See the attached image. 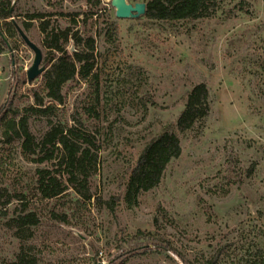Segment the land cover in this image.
<instances>
[{
    "label": "rangeland",
    "instance_id": "obj_1",
    "mask_svg": "<svg viewBox=\"0 0 264 264\" xmlns=\"http://www.w3.org/2000/svg\"><path fill=\"white\" fill-rule=\"evenodd\" d=\"M12 5L23 30L29 13H78L81 20L94 12L76 29L94 38L97 79L67 82L62 103L48 115L28 113L27 123L36 141L51 124H76L98 149L90 151L87 189L66 181L67 193L40 199L36 169L52 170L61 146L56 160L29 162L20 140L6 142L0 125V264H17L20 254L36 264H255L264 255V0H222L211 16L171 21L117 18L110 0L95 7L87 0ZM69 20L56 22L73 26ZM37 26L33 20L24 32L47 69ZM16 38L14 50L0 54V116L6 107L23 114L35 105L34 93L44 94L46 70L27 81L34 53ZM198 83L207 87L209 112L180 133L176 119ZM165 131L179 137L181 154L129 206V170ZM18 193L35 224L16 226ZM111 198L113 210L105 203Z\"/></svg>",
    "mask_w": 264,
    "mask_h": 264
},
{
    "label": "trees",
    "instance_id": "obj_2",
    "mask_svg": "<svg viewBox=\"0 0 264 264\" xmlns=\"http://www.w3.org/2000/svg\"><path fill=\"white\" fill-rule=\"evenodd\" d=\"M0 1V54L14 50L12 38L18 36L14 21L13 0ZM222 0H146L144 16L153 20H184L198 19L213 15ZM94 7L101 0H87ZM93 11L84 14L87 19ZM80 14H62L48 12H33L26 14L23 23L24 30H28L33 20L38 21V30L42 35L43 47L48 55L45 63L46 69L43 82V95L34 93L35 105L23 110V114L6 107L0 116L2 136L6 142L20 140L23 157L33 163L42 164L57 159L59 144L63 152L62 157L54 164V168H37L35 187L40 199H51L67 193V182L88 188V167L94 164L95 156L91 148L98 149L93 138L76 124H51L39 141L35 140L27 123L30 112L48 115L62 103V89L64 85L73 80H96V60L94 56L95 41L91 34L85 31L79 34L77 24L81 21ZM68 17L73 26L60 27L56 22L57 17ZM13 17L14 20H9ZM56 17V18H52ZM17 39V38H16ZM72 43L74 51H70ZM51 104L45 106L44 99ZM91 111L94 108L90 107ZM210 109V100L207 87L204 83L194 85L187 93L184 108L176 119V127L180 133L190 130L193 125L204 119ZM11 113L7 118L6 113ZM181 154L179 137L174 132L165 131L149 141L137 156L135 163L129 170L126 182L124 201L132 206L137 202L139 195L156 187L164 174L169 162ZM95 155V154H94ZM59 166L60 168H56ZM57 169V170H56ZM60 172L66 175L63 180ZM80 178L82 182H80ZM67 181V182H66ZM83 195V194H82ZM21 203L20 213L13 217L16 226L24 227L37 222V215L28 211L29 201L24 194L14 196ZM90 194H84L83 199H90ZM108 209L113 210L116 203L112 198L105 201ZM97 260L96 262H99ZM17 264H36L33 260L23 255H18ZM255 264H264V255H260Z\"/></svg>",
    "mask_w": 264,
    "mask_h": 264
},
{
    "label": "water",
    "instance_id": "obj_3",
    "mask_svg": "<svg viewBox=\"0 0 264 264\" xmlns=\"http://www.w3.org/2000/svg\"><path fill=\"white\" fill-rule=\"evenodd\" d=\"M110 4L114 7L115 16L117 18H136L140 15H144L145 12L144 2L129 3L127 0H110ZM14 24L19 37L34 53L32 63L26 70V78L27 81L30 82L43 73L46 70V66L41 64L42 52L40 48L28 38L24 30L15 21ZM70 51H74L73 46L70 47ZM98 264L104 263L99 262Z\"/></svg>",
    "mask_w": 264,
    "mask_h": 264
},
{
    "label": "built area",
    "instance_id": "obj_4",
    "mask_svg": "<svg viewBox=\"0 0 264 264\" xmlns=\"http://www.w3.org/2000/svg\"><path fill=\"white\" fill-rule=\"evenodd\" d=\"M12 19H14V18H13V17H10V18H9V20H12Z\"/></svg>",
    "mask_w": 264,
    "mask_h": 264
}]
</instances>
